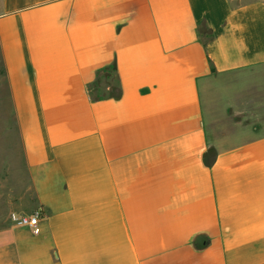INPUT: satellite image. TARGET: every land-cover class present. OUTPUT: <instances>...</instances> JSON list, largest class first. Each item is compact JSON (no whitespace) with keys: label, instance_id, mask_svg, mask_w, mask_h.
<instances>
[{"label":"crops","instance_id":"0c3cea01","mask_svg":"<svg viewBox=\"0 0 264 264\" xmlns=\"http://www.w3.org/2000/svg\"><path fill=\"white\" fill-rule=\"evenodd\" d=\"M0 61L43 212L0 264H264V0H0Z\"/></svg>","mask_w":264,"mask_h":264},{"label":"rangeland","instance_id":"374dc122","mask_svg":"<svg viewBox=\"0 0 264 264\" xmlns=\"http://www.w3.org/2000/svg\"><path fill=\"white\" fill-rule=\"evenodd\" d=\"M0 61V228L10 225L13 211L30 212L35 192L23 155L8 90L2 79ZM241 79H264L260 72L242 75ZM241 77V76H240ZM100 89H93L96 94ZM219 99V95L217 97ZM11 234H8L10 237Z\"/></svg>","mask_w":264,"mask_h":264},{"label":"built area","instance_id":"2783aa9c","mask_svg":"<svg viewBox=\"0 0 264 264\" xmlns=\"http://www.w3.org/2000/svg\"><path fill=\"white\" fill-rule=\"evenodd\" d=\"M43 218V212L39 208H35L30 212L13 211L10 215V221L14 225H22L31 228L33 233L41 232L40 221Z\"/></svg>","mask_w":264,"mask_h":264},{"label":"trees","instance_id":"16d2710c","mask_svg":"<svg viewBox=\"0 0 264 264\" xmlns=\"http://www.w3.org/2000/svg\"><path fill=\"white\" fill-rule=\"evenodd\" d=\"M110 73L111 74H113L114 73V70L113 69H110ZM109 81H117V79H109ZM99 85V83H98V80L95 82V86H98ZM94 86V85H93ZM96 89V88H95ZM98 89H100V88H98ZM92 93H93V91H92ZM93 96L95 97V98H103V97H107L108 96V92H105V91H103L102 89H100L99 90V92L98 93H96V94H94L93 93Z\"/></svg>","mask_w":264,"mask_h":264}]
</instances>
